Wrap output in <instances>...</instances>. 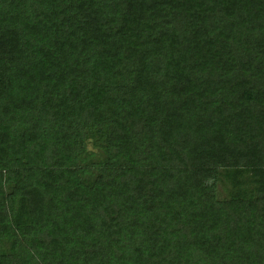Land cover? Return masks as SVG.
Segmentation results:
<instances>
[{"label":"trees","instance_id":"trees-1","mask_svg":"<svg viewBox=\"0 0 264 264\" xmlns=\"http://www.w3.org/2000/svg\"><path fill=\"white\" fill-rule=\"evenodd\" d=\"M0 264H264V0H0Z\"/></svg>","mask_w":264,"mask_h":264},{"label":"rangeland","instance_id":"rangeland-1","mask_svg":"<svg viewBox=\"0 0 264 264\" xmlns=\"http://www.w3.org/2000/svg\"><path fill=\"white\" fill-rule=\"evenodd\" d=\"M88 145H87V147L88 148H90V147H92V145L90 144V143H87ZM219 193H221L222 195L225 193V191L221 188L220 190H219Z\"/></svg>","mask_w":264,"mask_h":264}]
</instances>
